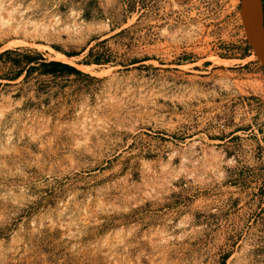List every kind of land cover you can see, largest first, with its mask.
<instances>
[{
    "label": "rangeland",
    "instance_id": "1",
    "mask_svg": "<svg viewBox=\"0 0 264 264\" xmlns=\"http://www.w3.org/2000/svg\"><path fill=\"white\" fill-rule=\"evenodd\" d=\"M245 48L239 0H0V264H264Z\"/></svg>",
    "mask_w": 264,
    "mask_h": 264
},
{
    "label": "water",
    "instance_id": "2",
    "mask_svg": "<svg viewBox=\"0 0 264 264\" xmlns=\"http://www.w3.org/2000/svg\"><path fill=\"white\" fill-rule=\"evenodd\" d=\"M255 2L259 8V27L261 31V37L257 35L251 15L253 4H255ZM239 19L241 22V28L246 46L251 54L255 57L254 59L264 69V23L261 0H239Z\"/></svg>",
    "mask_w": 264,
    "mask_h": 264
},
{
    "label": "trees",
    "instance_id": "3",
    "mask_svg": "<svg viewBox=\"0 0 264 264\" xmlns=\"http://www.w3.org/2000/svg\"><path fill=\"white\" fill-rule=\"evenodd\" d=\"M245 50L247 51V48H245ZM2 54L3 53H1L0 56ZM37 55H39V54H37ZM38 59H39V62L43 66H45L47 71L50 73H53V72L79 73L78 69H76L74 66H72L68 63H65V62H62L59 60H49V61L45 62L43 60V58H41V57H38Z\"/></svg>",
    "mask_w": 264,
    "mask_h": 264
},
{
    "label": "bare ground",
    "instance_id": "4",
    "mask_svg": "<svg viewBox=\"0 0 264 264\" xmlns=\"http://www.w3.org/2000/svg\"><path fill=\"white\" fill-rule=\"evenodd\" d=\"M251 15H252V19H253V24H254V28L257 32V35H259V37H261V31H260V27H259V8L257 6V3L255 2V4H253V8H252V12H251ZM5 23V21H4Z\"/></svg>",
    "mask_w": 264,
    "mask_h": 264
},
{
    "label": "crops",
    "instance_id": "5",
    "mask_svg": "<svg viewBox=\"0 0 264 264\" xmlns=\"http://www.w3.org/2000/svg\"><path fill=\"white\" fill-rule=\"evenodd\" d=\"M262 2V8H263V23H264V0H261Z\"/></svg>",
    "mask_w": 264,
    "mask_h": 264
}]
</instances>
